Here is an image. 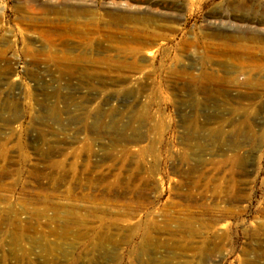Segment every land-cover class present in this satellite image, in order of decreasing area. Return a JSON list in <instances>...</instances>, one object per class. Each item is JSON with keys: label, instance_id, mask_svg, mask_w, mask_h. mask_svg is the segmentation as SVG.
I'll return each mask as SVG.
<instances>
[{"label": "rangeland", "instance_id": "rangeland-1", "mask_svg": "<svg viewBox=\"0 0 264 264\" xmlns=\"http://www.w3.org/2000/svg\"><path fill=\"white\" fill-rule=\"evenodd\" d=\"M236 7L264 19V0H0V264H264V26ZM201 39L251 50L181 51ZM206 58L217 93L180 91Z\"/></svg>", "mask_w": 264, "mask_h": 264}, {"label": "bare ground", "instance_id": "bare-ground-1", "mask_svg": "<svg viewBox=\"0 0 264 264\" xmlns=\"http://www.w3.org/2000/svg\"><path fill=\"white\" fill-rule=\"evenodd\" d=\"M171 1H176V0H171ZM185 2L188 3H192L193 0H184ZM234 12H243V9H241L240 7H236L235 9H233ZM244 16H242L241 18L239 17L238 20L241 22H246L249 23L250 25L255 24L254 28H258L261 26H264V19L263 18H258L255 15H251L248 14L246 11L243 12ZM213 16V22L215 23V21L218 20L219 23H221L220 18H223V16H220V14L217 16V14H210ZM226 21L227 22H231L230 17H226ZM211 22L207 21V26H209ZM249 30H247L248 32ZM253 33H257L259 32L258 29H253ZM218 36V35H215ZM255 39L257 40H264V38L262 37V35H255L254 36ZM253 39V40H255ZM157 40H162V38H157ZM199 44V45H207L206 41L201 39V40H196V42H190V41H184L181 44V51L182 52H187V51H191L194 47L195 44ZM156 43H146V45L144 47L148 48V47H152L153 45H155ZM224 44H211V46L207 45V50L209 48H212L214 51L216 52H220V53H224V54H229L234 56L236 53L238 52H242V53H248L251 48L249 47H239L237 49L234 50H227V46ZM264 52V49H261ZM133 53H134V49H132ZM244 64V60L241 59L240 57L237 58L234 62V64L232 63V65H234L235 67H241ZM196 65H198V72H193V70L195 69ZM218 66L221 67H225L227 65H229V61L227 63H225V61H222L220 63H217ZM174 78H176V82L177 83V87L180 91H186L189 94H193L196 91H200L204 94L207 93H217V90H215L214 88H212L211 84L214 85L216 84L217 80V74L215 72H207V58L205 60H201L199 63H194V62H188V64L186 66H184L183 69H181L180 71H176L175 75L173 76ZM246 82V81H245ZM247 84L249 85L248 81L246 82V86ZM218 95L221 94V91H218ZM189 102L192 106H198V105H203V104H216V102H207V99L204 100L203 102L201 101H197L195 100V98L191 97L189 99ZM214 104V105H215ZM221 105H231V104H235V105H245V104H250L248 101H246L245 103H242L241 99L238 97L236 100H230V102L226 99H223L220 101ZM259 105H261V107H264V104L259 103ZM220 131H213L210 133V135H218V136H222L223 134H220ZM187 135H191V131L187 132ZM189 136L187 138H189ZM156 171V170H155ZM154 170L151 172L152 176L156 177L158 176L157 173ZM158 183H161V179H157ZM55 216L57 215L56 213L54 214Z\"/></svg>", "mask_w": 264, "mask_h": 264}]
</instances>
